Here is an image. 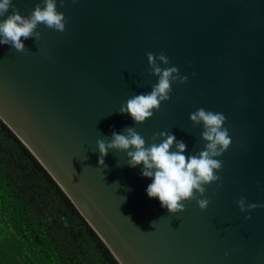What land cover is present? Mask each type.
<instances>
[{
  "label": "water",
  "instance_id": "95a60500",
  "mask_svg": "<svg viewBox=\"0 0 264 264\" xmlns=\"http://www.w3.org/2000/svg\"><path fill=\"white\" fill-rule=\"evenodd\" d=\"M13 2L27 17L41 0ZM57 9L65 32L39 25L41 39L23 40L24 52L0 44L2 121L119 264H264V207L236 204L264 205V0H57ZM148 52L166 54L160 66L188 82H173L171 99L135 124L118 111L158 82ZM201 107L227 117L233 141L217 158L222 185H205L207 210L193 200L170 213L124 152L109 150L99 166L97 140L127 127L146 145L171 131L185 155L203 150V127L190 120Z\"/></svg>",
  "mask_w": 264,
  "mask_h": 264
},
{
  "label": "clouds",
  "instance_id": "9594fccd",
  "mask_svg": "<svg viewBox=\"0 0 264 264\" xmlns=\"http://www.w3.org/2000/svg\"><path fill=\"white\" fill-rule=\"evenodd\" d=\"M60 2L63 4L65 0ZM72 2L76 3L77 0ZM0 18H3L0 19V44L10 45L17 52L26 50L23 40L34 38L38 42L41 39L42 33L37 30L39 25L63 33L67 23L65 13L57 9V0H41L27 17L20 13L13 0H0ZM146 55L151 69L150 75L158 77V82L152 85L149 93L130 97L118 111L120 114H130L135 124H142L152 118L154 110L158 111L162 102L171 99L173 82H188V76L181 75L179 68L160 66L170 63L163 52L158 57L152 52ZM190 120L193 125L203 127L201 138L205 144L199 152L185 155L187 144L183 140L178 141L171 131L155 133L152 136L153 142L146 145V140L134 127H127L121 133L113 131L110 140H97V151L100 154L98 164L102 168L106 167L105 157L109 150L124 152L128 158L127 165L132 168L143 165L142 176L152 180L147 186V195L158 198L161 206L170 213L175 215L184 212L186 203L193 200L202 211L207 210L211 201L206 198L205 185H222V178L216 173L222 170L223 165L217 158L229 149L233 141L225 127L227 117L222 113L201 107L190 113ZM236 204L242 213L264 207L248 203L244 197L237 200ZM245 219L251 220L252 217L247 215ZM225 255L227 257L229 254Z\"/></svg>",
  "mask_w": 264,
  "mask_h": 264
},
{
  "label": "trees",
  "instance_id": "16d2710c",
  "mask_svg": "<svg viewBox=\"0 0 264 264\" xmlns=\"http://www.w3.org/2000/svg\"><path fill=\"white\" fill-rule=\"evenodd\" d=\"M0 252L8 264H119L1 118Z\"/></svg>",
  "mask_w": 264,
  "mask_h": 264
},
{
  "label": "rangeland",
  "instance_id": "374dc122",
  "mask_svg": "<svg viewBox=\"0 0 264 264\" xmlns=\"http://www.w3.org/2000/svg\"><path fill=\"white\" fill-rule=\"evenodd\" d=\"M3 250V249H2ZM7 251H9V250H7ZM13 254V253H12ZM11 257V253L10 252H7L6 253V257H2V253L0 252V264H8L7 262H9L8 261V259ZM4 258V259H3ZM13 259V258H12ZM7 260V261H6Z\"/></svg>",
  "mask_w": 264,
  "mask_h": 264
}]
</instances>
